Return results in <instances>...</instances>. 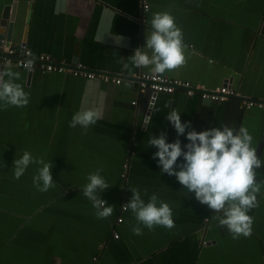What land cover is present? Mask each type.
Listing matches in <instances>:
<instances>
[{
	"label": "crops",
	"instance_id": "obj_1",
	"mask_svg": "<svg viewBox=\"0 0 264 264\" xmlns=\"http://www.w3.org/2000/svg\"><path fill=\"white\" fill-rule=\"evenodd\" d=\"M11 1L0 0V10ZM18 1V29L10 46L22 45L27 28L24 44L33 57L46 54L54 63L81 64L122 81L114 85L68 73L4 68L19 73L15 82L29 93V103L0 106V264H264V197L248 213L254 219L251 236L233 239L216 219L222 213L162 173L153 159L157 149L148 145L149 137L161 132L169 143L177 138L182 147L188 143L186 133L177 137L166 119L175 109L197 132L224 125L246 128L264 160V111L241 108L244 98L264 96V0ZM165 11L183 33L186 63L159 75L208 89L232 80L226 85L239 99L214 104L177 92L157 96L151 108L147 93L138 95L134 78L150 70L132 67L128 57L145 46L153 14ZM6 30L2 27L4 38ZM84 109L101 115L86 135L69 126ZM26 151L52 167L55 186L46 192L33 185L41 165L30 164L19 180L14 178L13 161ZM98 169L109 185L100 197L113 206L105 219L97 218L83 193L88 175ZM257 173L264 179V166ZM131 188L140 190L145 203L152 194L157 206L168 203L174 227L149 230L141 224L142 234L136 235L135 216L130 209L121 211Z\"/></svg>",
	"mask_w": 264,
	"mask_h": 264
},
{
	"label": "clouds",
	"instance_id": "obj_2",
	"mask_svg": "<svg viewBox=\"0 0 264 264\" xmlns=\"http://www.w3.org/2000/svg\"><path fill=\"white\" fill-rule=\"evenodd\" d=\"M122 39L123 37L121 41ZM145 39V46L136 48L134 54L128 57L132 67L148 68L154 74H163L185 65L187 46L183 43L181 29L169 12L153 14ZM123 67L130 70L128 63ZM19 79V73L0 67V106L6 108L28 105L29 93L24 91L21 84L15 82ZM170 104V101L166 102L165 107H170ZM100 118L97 110L84 109L73 115L69 126H79L86 135L87 129ZM166 119L174 128L177 137L186 133L188 143L182 147L179 138L169 143L164 132L159 136L149 137L148 145L157 149L153 159L157 160L161 172L175 176L182 188L195 194V199L200 204L207 205L214 213H222L216 219L220 226L228 229L233 239L251 236L254 219L248 213L259 206L258 197H264V179H258L257 173L264 166V160L257 157V148L251 146L253 136L244 127L237 129L228 125L197 132L190 121H181L180 113L175 109L166 115ZM179 158H182L181 163H178ZM30 164L42 166L32 178L38 191L46 192L55 186L51 165L42 158H33L27 151L21 158L13 161L14 178L19 180ZM102 171L98 169L90 173L87 177L88 183L83 189L84 196L96 208L99 219H105L113 213V206L100 197V193L109 188ZM130 190L132 197L123 209H130L135 216L137 226L133 228V232L136 235L142 234L139 226L141 224L149 230L155 226L168 229L174 227L173 210L168 203L159 201L157 206L158 197L155 194L145 203L140 190Z\"/></svg>",
	"mask_w": 264,
	"mask_h": 264
},
{
	"label": "built area",
	"instance_id": "obj_3",
	"mask_svg": "<svg viewBox=\"0 0 264 264\" xmlns=\"http://www.w3.org/2000/svg\"><path fill=\"white\" fill-rule=\"evenodd\" d=\"M144 8L147 9V6L145 5ZM0 44V47H2L0 51V66H14L17 69L37 72L41 75L68 73L75 78L85 80L100 79L105 83L111 82L116 85H119L122 81L119 77L89 71L81 64L69 67L63 63H54L51 57L46 54L33 57L30 50L27 49L25 45L8 46L5 49V40H1ZM134 80L137 84V93L139 96L146 93L170 96L179 92L189 98L198 96L202 101L209 103H225L238 96L237 92L228 85H221L214 89H206L201 84L195 85L188 81H181L159 74L142 73L135 76ZM136 103V101L131 102L132 105H135ZM241 108L243 110L257 108L264 111V96L258 99L242 100ZM124 205L125 203L121 206V211H126L123 209ZM121 222L122 218H117L116 223L118 224ZM114 238H119L117 233L114 234ZM93 260L95 261L96 258H93Z\"/></svg>",
	"mask_w": 264,
	"mask_h": 264
},
{
	"label": "water",
	"instance_id": "obj_4",
	"mask_svg": "<svg viewBox=\"0 0 264 264\" xmlns=\"http://www.w3.org/2000/svg\"><path fill=\"white\" fill-rule=\"evenodd\" d=\"M146 6L148 8V5H146ZM18 13H19V1L18 0H12L11 3L4 4V6L1 7V10H0V42H1V40H5V49L8 46H10L11 39H12L13 35L15 34V31H17V29H18V18H17ZM29 17H30V12L28 11L26 19H25L26 25L28 24ZM2 27L3 28L6 27L7 28L6 31H8L7 32L8 36H6L5 38L3 37V34L1 32ZM26 34H27V28H25V30L23 32V36H22V42L23 43H22V45H25L24 42H25ZM1 67L5 68L4 66H1ZM11 68H15V67H11ZM15 69H17V68H15ZM143 73L144 74H154L152 72H143ZM97 81H99V80H97ZM99 82H101V81H99ZM231 82H232V80H229L228 82L225 81L222 85H224V84L225 85L226 84L231 85ZM101 83H103V82H101ZM206 89H208V88H206ZM144 96H145V98H149V107H150V105L154 104L155 99L159 95H156L153 93H147ZM244 99H250V98H244ZM253 109H257V108H253ZM249 110H251V109H249ZM258 110H261V109H258ZM147 115H148V112L146 113V116Z\"/></svg>",
	"mask_w": 264,
	"mask_h": 264
},
{
	"label": "bare ground",
	"instance_id": "obj_5",
	"mask_svg": "<svg viewBox=\"0 0 264 264\" xmlns=\"http://www.w3.org/2000/svg\"><path fill=\"white\" fill-rule=\"evenodd\" d=\"M2 66H4V67H14V66H8V65H2ZM23 70V69H22ZM96 80H99V81H101L100 79H96ZM101 82H103V81H101ZM103 83H105V82H103ZM111 83V82H110ZM111 84H113V83H111ZM121 84V83H120ZM114 85H116V84H114ZM236 91V90H235ZM237 92V91H236ZM237 94H238V92H237ZM186 96V95H185ZM195 97V96H194ZM198 97V96H197ZM189 98V97H188ZM193 98V97H192ZM199 98V97H198ZM240 98V96H239V94H238V96L237 97H235V98H232V99H239ZM201 100V99H200ZM214 104H222V103H214Z\"/></svg>",
	"mask_w": 264,
	"mask_h": 264
}]
</instances>
